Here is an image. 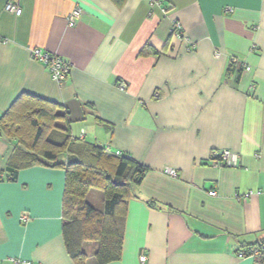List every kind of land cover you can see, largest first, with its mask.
I'll use <instances>...</instances> for the list:
<instances>
[{"label": "crops", "instance_id": "1", "mask_svg": "<svg viewBox=\"0 0 264 264\" xmlns=\"http://www.w3.org/2000/svg\"><path fill=\"white\" fill-rule=\"evenodd\" d=\"M161 1L165 12L84 0L68 26L75 0H0V115L24 94L45 99L74 137L146 168L125 202L120 258L106 264H252L236 251L264 238V0ZM172 20L183 39L170 37ZM145 46L155 52L140 55ZM32 49L66 62L62 84ZM239 63L249 70L236 76ZM12 144L0 137V264H76L62 236L64 170L30 166L9 181ZM218 150L236 166L211 165Z\"/></svg>", "mask_w": 264, "mask_h": 264}, {"label": "trees", "instance_id": "2", "mask_svg": "<svg viewBox=\"0 0 264 264\" xmlns=\"http://www.w3.org/2000/svg\"><path fill=\"white\" fill-rule=\"evenodd\" d=\"M154 52L145 46L139 54ZM227 71L231 73L233 68ZM235 71L239 76L242 68ZM67 122L56 103L26 94L16 98L0 115V137L13 142L5 164L7 180H14L19 170L30 166L62 168V236L70 258L83 264L85 246L90 245L94 264L116 261L121 255L125 202L146 168L127 156H115L105 147L74 137ZM90 189L101 191L100 209L86 201Z\"/></svg>", "mask_w": 264, "mask_h": 264}, {"label": "built area", "instance_id": "3", "mask_svg": "<svg viewBox=\"0 0 264 264\" xmlns=\"http://www.w3.org/2000/svg\"><path fill=\"white\" fill-rule=\"evenodd\" d=\"M84 0H75V3L70 10V12L66 16V24L68 26H73L77 22V20L80 18L81 14L83 13V9L81 7V2ZM149 6L154 7H160V10L162 12H165V9L161 6V0H148ZM5 10L13 13L15 15H19L20 9L18 6L17 1H9L5 5ZM225 11H231L229 7L225 8ZM170 35L174 38L177 39H183V32L181 25L178 21L172 20L170 29H169ZM190 48V47H189ZM187 50H189L187 48ZM30 56L33 60L40 62L44 67H46L50 78L52 81L56 82L57 84H62L64 80L67 77L69 67L64 62V60L52 53L48 52H43L39 49H32L30 50ZM233 63H235V60H232ZM240 67L242 68V72H247L249 70V66L246 65L245 63H239ZM117 87L120 90H124L126 88V84L123 81H118L117 82ZM253 86L251 85V88ZM128 157V156H127ZM211 165L215 167H220V166H236L237 163V155L229 152L228 150H218V151H212L210 154V162ZM164 172L168 174L171 177H175L176 173L173 169L166 168L164 169ZM208 194L211 196L216 195L215 191H208ZM251 194V192H247L242 194L243 197H248ZM236 197L238 195L236 194ZM22 220H26L27 217L24 215L21 218ZM236 256L238 258H251L253 260L252 264H263L262 263V257L264 256V238L258 242L257 245L247 247L246 249H238L236 251ZM138 260L140 263H144L146 260V257L144 255H140L138 257ZM14 263H18L20 260L18 259H12ZM23 264H32L27 261H22Z\"/></svg>", "mask_w": 264, "mask_h": 264}, {"label": "rangeland", "instance_id": "4", "mask_svg": "<svg viewBox=\"0 0 264 264\" xmlns=\"http://www.w3.org/2000/svg\"><path fill=\"white\" fill-rule=\"evenodd\" d=\"M85 199L97 209H100L103 206L102 193L98 189H90Z\"/></svg>", "mask_w": 264, "mask_h": 264}]
</instances>
